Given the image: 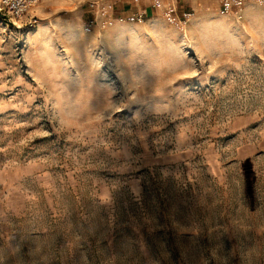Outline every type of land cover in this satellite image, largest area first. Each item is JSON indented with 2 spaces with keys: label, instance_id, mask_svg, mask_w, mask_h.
<instances>
[{
  "label": "rangeland",
  "instance_id": "374dc122",
  "mask_svg": "<svg viewBox=\"0 0 264 264\" xmlns=\"http://www.w3.org/2000/svg\"><path fill=\"white\" fill-rule=\"evenodd\" d=\"M206 1L0 13V264H264V1Z\"/></svg>",
  "mask_w": 264,
  "mask_h": 264
},
{
  "label": "built area",
  "instance_id": "2783aa9c",
  "mask_svg": "<svg viewBox=\"0 0 264 264\" xmlns=\"http://www.w3.org/2000/svg\"><path fill=\"white\" fill-rule=\"evenodd\" d=\"M39 0H0V13L4 15H8L14 19H19L25 14L28 13V11L31 10L36 3ZM209 1V0H207ZM206 1V2H207ZM250 0H210V5H212L215 10H218L219 12H229L230 10L236 9L239 6H242L243 4L247 3ZM264 1V0H260ZM156 5L159 4V0H155ZM208 3V2H207ZM176 10V15L173 13ZM177 7L170 8L168 10V17L170 20H175L172 18L173 16H176V18L180 20H186L189 18L192 14L190 11L187 10H181V12L177 13ZM142 14H139V17H137V21H142Z\"/></svg>",
  "mask_w": 264,
  "mask_h": 264
},
{
  "label": "crops",
  "instance_id": "0c3cea01",
  "mask_svg": "<svg viewBox=\"0 0 264 264\" xmlns=\"http://www.w3.org/2000/svg\"><path fill=\"white\" fill-rule=\"evenodd\" d=\"M146 1L147 0H145V2L144 3H146ZM148 1H150V0H148ZM195 1H198V0H188V2H190L191 4L193 3V2H195ZM199 1H202V2H205V0H199ZM146 5V4H145ZM243 6V5H242ZM242 6H239V7H237L236 9H238V10H236L237 12L238 11H240L241 10V8H242ZM247 8V7H246ZM145 10L147 11V8H145ZM237 12H235V13H237ZM99 19H101V18H99ZM213 19V20H212ZM214 21V18H213V16H210V17H208V18H206V19H204V20H198V18L195 16V15H192L187 21H188V25H189V27H200V28H202L203 27V25H204V23L205 22H207V21ZM151 22V21H150ZM158 23V21H154V20H152V22L151 23H148L149 25H151V24H157ZM187 25V26H188Z\"/></svg>",
  "mask_w": 264,
  "mask_h": 264
},
{
  "label": "bare ground",
  "instance_id": "6f19581e",
  "mask_svg": "<svg viewBox=\"0 0 264 264\" xmlns=\"http://www.w3.org/2000/svg\"><path fill=\"white\" fill-rule=\"evenodd\" d=\"M192 16V15H191Z\"/></svg>",
  "mask_w": 264,
  "mask_h": 264
}]
</instances>
